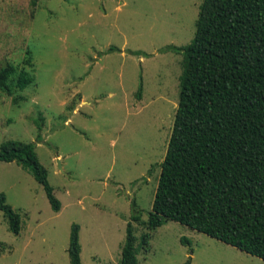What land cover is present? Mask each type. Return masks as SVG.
<instances>
[{
    "label": "rangeland",
    "instance_id": "obj_1",
    "mask_svg": "<svg viewBox=\"0 0 264 264\" xmlns=\"http://www.w3.org/2000/svg\"><path fill=\"white\" fill-rule=\"evenodd\" d=\"M201 3L0 0V64L34 77L16 105L0 92V146L35 143L60 202L54 212L28 172L0 162V194L21 227L12 234L0 212V264H69L72 225L82 264L119 263L132 204L144 222L152 209L178 106L182 57L160 50L191 42ZM131 223L136 245L150 234L139 264H264L176 222Z\"/></svg>",
    "mask_w": 264,
    "mask_h": 264
},
{
    "label": "trees",
    "instance_id": "obj_2",
    "mask_svg": "<svg viewBox=\"0 0 264 264\" xmlns=\"http://www.w3.org/2000/svg\"><path fill=\"white\" fill-rule=\"evenodd\" d=\"M38 2L30 0L31 7ZM115 50L110 47L108 52ZM160 52L182 57L178 106L152 209L144 222L132 204L118 264H139L137 255L147 252L150 234H142L136 245L131 222L151 231L167 221L264 261V0H202L191 42ZM24 63L31 66V57ZM33 81L24 69L0 64V92L14 105L24 100L15 93ZM141 96L142 85L136 100ZM0 162H14L28 172L43 188L51 209L59 212L35 143H2ZM0 212L8 230L18 235L20 217L3 194ZM80 250L79 228L72 225L69 264H82Z\"/></svg>",
    "mask_w": 264,
    "mask_h": 264
}]
</instances>
